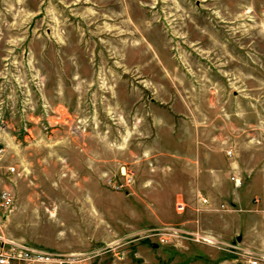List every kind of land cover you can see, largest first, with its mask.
I'll use <instances>...</instances> for the list:
<instances>
[{
	"label": "rangeland",
	"instance_id": "374dc122",
	"mask_svg": "<svg viewBox=\"0 0 264 264\" xmlns=\"http://www.w3.org/2000/svg\"><path fill=\"white\" fill-rule=\"evenodd\" d=\"M0 150L10 238L264 264V0H0Z\"/></svg>",
	"mask_w": 264,
	"mask_h": 264
},
{
	"label": "built area",
	"instance_id": "2783aa9c",
	"mask_svg": "<svg viewBox=\"0 0 264 264\" xmlns=\"http://www.w3.org/2000/svg\"><path fill=\"white\" fill-rule=\"evenodd\" d=\"M232 181L236 187H240L239 179L233 177ZM202 201L204 204L208 203L207 199H202ZM176 206L178 213H182L186 209L184 201H178ZM12 207V194L6 190L2 191L0 193V209L10 210ZM91 259V255L88 254L50 252L32 246L24 240L10 238L0 229V264H91ZM251 263L258 264V260H253Z\"/></svg>",
	"mask_w": 264,
	"mask_h": 264
},
{
	"label": "crops",
	"instance_id": "0c3cea01",
	"mask_svg": "<svg viewBox=\"0 0 264 264\" xmlns=\"http://www.w3.org/2000/svg\"><path fill=\"white\" fill-rule=\"evenodd\" d=\"M261 211L264 212V209H261ZM259 217H260V216H259ZM259 217H258V219H259Z\"/></svg>",
	"mask_w": 264,
	"mask_h": 264
}]
</instances>
